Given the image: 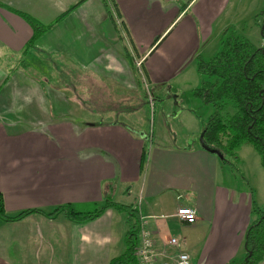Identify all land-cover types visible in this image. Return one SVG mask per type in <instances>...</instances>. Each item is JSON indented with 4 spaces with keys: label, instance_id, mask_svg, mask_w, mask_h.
Segmentation results:
<instances>
[{
    "label": "crops",
    "instance_id": "0c3cea01",
    "mask_svg": "<svg viewBox=\"0 0 264 264\" xmlns=\"http://www.w3.org/2000/svg\"><path fill=\"white\" fill-rule=\"evenodd\" d=\"M112 1L115 17L103 0H0L5 213L89 211L108 198L144 218L159 261L183 252L191 264L240 263L252 202L263 203L226 182L222 161L199 143L151 140L118 120L137 110L141 86L198 87L195 58L221 38L224 25L213 29L231 0ZM19 14L50 28L29 46L32 29ZM184 207L195 212L193 225L176 217ZM130 228L113 209L85 224L31 214L3 224L0 264H109L125 252ZM172 238L184 244L171 247Z\"/></svg>",
    "mask_w": 264,
    "mask_h": 264
},
{
    "label": "trees",
    "instance_id": "16d2710c",
    "mask_svg": "<svg viewBox=\"0 0 264 264\" xmlns=\"http://www.w3.org/2000/svg\"><path fill=\"white\" fill-rule=\"evenodd\" d=\"M103 2L109 12V3L114 8L111 0ZM19 15L32 29L29 46L50 28L23 14ZM261 35L264 42V29ZM195 68L199 85L193 90V96L203 106L211 108V114L201 131L204 144L220 152L224 165L229 163L228 158L238 159L237 151L242 146L250 145L259 156L264 171V44L256 48L234 30L229 34L224 30L214 57L205 63L200 55L196 56ZM107 209L125 213L131 223L125 238V252L109 264H137L134 252L139 242V221L137 211L131 206L116 204L107 198L99 208L94 206L89 211H78L72 205H64L49 213L25 210L9 216L5 213L0 195V221L4 223L19 222L31 214H40L51 220L64 214L72 223L85 224L99 218ZM251 213L255 219L247 228L243 240L244 259L249 253L250 256L247 261L231 264H259L263 260L264 210L253 201Z\"/></svg>",
    "mask_w": 264,
    "mask_h": 264
},
{
    "label": "rangeland",
    "instance_id": "374dc122",
    "mask_svg": "<svg viewBox=\"0 0 264 264\" xmlns=\"http://www.w3.org/2000/svg\"><path fill=\"white\" fill-rule=\"evenodd\" d=\"M185 5L187 4L185 3ZM263 22L264 0H243L242 2L231 0L230 8L215 24L213 34L220 30L221 24L224 25L225 33L229 34L234 30L253 46L261 48L264 44L261 35ZM217 37L215 35L211 42L202 47L199 54L203 62H208L217 53L221 39L219 37L217 39ZM195 85V81H188L186 85L179 84V88L176 85H171L172 93L161 89H151L148 92L141 86L140 97L133 99L137 110L131 115L125 114L118 117V120L151 140L160 141L164 137H169L176 146H182L189 142L197 144L201 132L194 133V128L196 127L197 130V127H201L202 131L203 124L211 114V108L203 106L193 96L192 89L195 88ZM189 112L193 115L191 114L192 118L187 121L184 117H189L188 114H185ZM237 156L238 159L228 158L229 163L222 166L223 171L229 173L230 178L226 182L231 185H237L236 182H238L249 188L253 199L263 203L260 208L264 210V171L259 156L250 145L242 146L237 151ZM7 215L13 216L9 213ZM3 224L5 223L0 221V232H2Z\"/></svg>",
    "mask_w": 264,
    "mask_h": 264
},
{
    "label": "built area",
    "instance_id": "2783aa9c",
    "mask_svg": "<svg viewBox=\"0 0 264 264\" xmlns=\"http://www.w3.org/2000/svg\"><path fill=\"white\" fill-rule=\"evenodd\" d=\"M111 15L115 17V10L109 3ZM176 217L180 222L187 225H193L196 222L195 212L187 207L177 210ZM144 218L139 217V242L135 249L134 257L137 264H191L190 257L186 253H179L175 259L159 261V254L156 250L155 243L151 232L144 224ZM171 247H179L184 241L179 238H172L168 241Z\"/></svg>",
    "mask_w": 264,
    "mask_h": 264
},
{
    "label": "water",
    "instance_id": "95a60500",
    "mask_svg": "<svg viewBox=\"0 0 264 264\" xmlns=\"http://www.w3.org/2000/svg\"><path fill=\"white\" fill-rule=\"evenodd\" d=\"M263 29H264V24H263V26L261 27V31H262ZM199 144H200V147H201L204 151L208 152V153L211 154V155H215L220 161H222V160L224 159L223 156L220 154L219 151H217V150H215V149H211V148L207 147V146L204 144L203 139H202V135H200V138H199ZM249 256H250V253L248 254V257H249ZM248 257L245 258L244 261H247Z\"/></svg>",
    "mask_w": 264,
    "mask_h": 264
}]
</instances>
